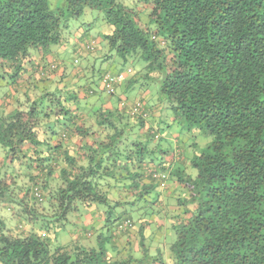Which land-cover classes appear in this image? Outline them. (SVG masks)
Listing matches in <instances>:
<instances>
[{
	"label": "trees",
	"instance_id": "trees-1",
	"mask_svg": "<svg viewBox=\"0 0 264 264\" xmlns=\"http://www.w3.org/2000/svg\"><path fill=\"white\" fill-rule=\"evenodd\" d=\"M86 8L114 67L88 63L86 86L36 73L54 45L82 63L90 29L68 31ZM99 87L119 104L94 105ZM1 208L0 264H264V0H0Z\"/></svg>",
	"mask_w": 264,
	"mask_h": 264
},
{
	"label": "rangeland",
	"instance_id": "rangeland-1",
	"mask_svg": "<svg viewBox=\"0 0 264 264\" xmlns=\"http://www.w3.org/2000/svg\"><path fill=\"white\" fill-rule=\"evenodd\" d=\"M126 2L129 4V0H126ZM131 6H134V5H131ZM137 9H139V7H136ZM148 9L145 10V7L141 9L140 11V15H141V18L143 20V17H145L144 14H146ZM80 25H84L86 27H88L90 29V31L92 32L93 35H95L97 38L100 39L101 41V38L103 39V35L105 33H108L109 30H110V25L106 22L105 20V13L103 11H100V10H97V9H92V8H86L85 9V12L84 14L80 17V18H77V19H74L71 24H70V28H69V31H68V34H71L72 32H74L76 29H78L80 27ZM70 36V35H69ZM103 44V49H101L99 46H98V43L96 41V38H95V41H94V46L96 49V51L92 52L91 54H85L82 53V57H83V63H84V66H85V71H88V61L89 62H93L94 65H96L98 68H100L101 70L105 71L107 70V68L111 67L112 68L114 67V64L113 62L110 63L109 61H104V59H99L100 56L102 55H99L97 56L98 54H104V52L106 51L107 49V43L105 42V40L103 42H101ZM53 48V51L55 53V55H58L60 52H66L67 54H69V56L72 58L74 56V54L71 52V49H72V43L71 42H68L66 44H64L63 47H59V49H57L56 45L52 46ZM56 48V49H55ZM85 52H89L88 50H84ZM83 51V52H84ZM96 54V56H95ZM93 55L95 57H93ZM35 59H39V57H36ZM47 59V58H46ZM58 62V59L56 61H54L53 63H56ZM54 68H57V64L56 66L54 65L53 66ZM53 71H56L53 75H57L56 77L60 78L61 74H59V72H57V69H52ZM53 71H51L50 73L52 74ZM52 75V76H53ZM63 77V76H62ZM66 78V77H65ZM65 80V79H64ZM67 80V79H66ZM73 82V81H72ZM87 83H90L89 79H85L84 81V84L83 85H87ZM73 84V83H72ZM111 97L110 95L108 96V98ZM115 98V97H114ZM9 108H11V106H9ZM169 113V112H168ZM171 121V119L169 120V122ZM174 126H176V124L174 123ZM199 138L204 140V141H208L209 140V137L206 136V135H203V134H198ZM171 193V191H168V194ZM143 203V202H142ZM130 206V207H129ZM128 207V213L131 215V217L134 219L135 223L138 225L137 227H133V230L126 233V235L124 237H122L120 239V249H121V253L122 255L126 256L127 255V250H128V240L132 239V242L135 243V246L137 248V239L138 238V235L140 233V220H139V214H138V209H133V205L132 204H129ZM138 208V206H137ZM82 210H84L83 208H81ZM122 209H118L117 211V214L119 215L120 213L122 214ZM148 211V214L149 216L147 217V219L149 221H151V223H153L152 227H151V230L152 231H155V234L157 236H161L163 231L161 230H158L157 228V223H155V219L159 221V219L157 218V215H154L153 216V222H152V216H150V211L149 209H147ZM81 214V212H78V215ZM0 216L3 217V219L7 222L8 226H13L14 225V220L10 218V212L7 210V209H3L1 208L0 209ZM10 218V219H9ZM161 220V219H160ZM70 221L72 224H75L77 225V219H76V216L71 214L70 215ZM162 221V220H161ZM163 229V227L161 228ZM77 228L76 227H71V228H68L67 231H64V232H56V236H57V241L55 242V245H58V244H62V245H68V244H71L72 242H75V234L77 233H74V231H76ZM146 236V241H150L149 240V231H147L145 234ZM157 239V238H156ZM155 239V241H157ZM158 242V241H157ZM151 249L155 250V248L157 247L156 244L152 245ZM169 256H168V252H165V260H169L168 259ZM157 264V262H156Z\"/></svg>",
	"mask_w": 264,
	"mask_h": 264
},
{
	"label": "crops",
	"instance_id": "crops-1",
	"mask_svg": "<svg viewBox=\"0 0 264 264\" xmlns=\"http://www.w3.org/2000/svg\"><path fill=\"white\" fill-rule=\"evenodd\" d=\"M79 31H83V30H79ZM79 31L77 32V36L80 35V32ZM85 32H87V30ZM89 33L91 35H87L86 37L96 38V41L98 43V46L101 49H103L104 47H103V44L101 43V42H103V39L101 38V41H100V39L97 38L95 35H93L91 31H89ZM77 36H75V42L73 44L74 45L76 44L79 47L80 46V43L82 42V40L81 39H78L79 37L77 38ZM96 49H95V51H96ZM52 51H53V49H52ZM52 51H50L47 55H45V57H44V54H43L41 57H39V59H36L35 60V63L38 65L36 71L39 68H41V69L47 68V65L48 64H51V63H53L54 61H56L58 59V62L55 63V64H57V72H59V74L62 75L64 73V71H67V73H69L70 79L73 80L74 83H77V82L80 81L81 84L83 85L84 84V81H85V78H84L85 77V74H87V72L84 70L85 69V66H84L83 61H82V63L80 62L81 65L80 64L78 65V64H75L74 62H72L71 57L66 52L65 53L64 52H60L58 55H55V53L52 52ZM81 52L84 53V55L85 54H91L92 53V52H88L87 53L85 51L83 52V50H81ZM99 55H103V54L101 53V54H98L97 56H99ZM93 57H94V55H93ZM88 63L89 64H93L92 61L91 62L88 61ZM51 65H53V64H51ZM38 72H40V71H37L36 73H38ZM77 75L78 76L79 75H82V77L81 78H79V77L76 78ZM73 76L75 78H73ZM77 79L79 81H77ZM97 92L94 93V95H95L94 97H91L90 98L91 100H95L94 105H96L97 107L98 106H103L105 108H111V107H113V105L119 104V103H117L118 99L117 98L116 99L114 98L116 96L109 97L108 98L109 95H107L106 92H103L100 87L98 88V91ZM122 97H124V96L121 95L120 100L122 99ZM12 108H13V106H11V109ZM74 140H75L74 145L77 143V146L78 147L81 146V142L82 141H80L79 138H74L73 141ZM72 151L75 152V149L73 147H72ZM97 218H98V216L97 215L94 216L93 212H88L85 215H83L82 218L77 219V221L79 223H81L82 225L88 224L89 226H91L93 224L94 225L97 224ZM155 221L157 222L156 219H155ZM158 223H159V221L157 222V224ZM161 223H164V221H161ZM157 228H159V226H157Z\"/></svg>",
	"mask_w": 264,
	"mask_h": 264
},
{
	"label": "built area",
	"instance_id": "built-area-1",
	"mask_svg": "<svg viewBox=\"0 0 264 264\" xmlns=\"http://www.w3.org/2000/svg\"><path fill=\"white\" fill-rule=\"evenodd\" d=\"M85 47H86V49L91 50V49H93V44L92 43H89ZM115 80L118 81V82H121V81L124 80V78H123V76H120L119 78L118 77L114 78L113 76H111V75L108 74V75H106L104 77V79L102 81L103 85L105 87H107V90L109 92H111V93L114 91V86H113V83L112 82L115 81Z\"/></svg>",
	"mask_w": 264,
	"mask_h": 264
},
{
	"label": "clouds",
	"instance_id": "clouds-1",
	"mask_svg": "<svg viewBox=\"0 0 264 264\" xmlns=\"http://www.w3.org/2000/svg\"><path fill=\"white\" fill-rule=\"evenodd\" d=\"M94 41H95V38H89V39H85L84 41H82L83 43H82V45H80L79 47H78V50H88V49H86V45L87 44H89V43H92L93 44V49H91V50H88L89 52H91V51H95V46H94ZM124 83V80L123 81H121L120 83ZM103 86V85H102ZM157 223V222H156Z\"/></svg>",
	"mask_w": 264,
	"mask_h": 264
}]
</instances>
